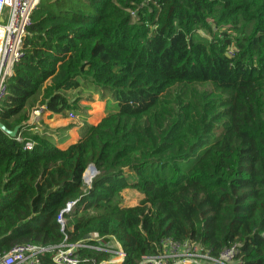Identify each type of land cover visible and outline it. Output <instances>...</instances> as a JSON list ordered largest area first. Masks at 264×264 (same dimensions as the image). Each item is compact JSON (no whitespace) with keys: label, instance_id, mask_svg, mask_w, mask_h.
<instances>
[{"label":"trees","instance_id":"trees-1","mask_svg":"<svg viewBox=\"0 0 264 264\" xmlns=\"http://www.w3.org/2000/svg\"><path fill=\"white\" fill-rule=\"evenodd\" d=\"M86 82L115 108L77 141L60 148L70 127L22 124L37 101L77 110L66 93ZM7 87L0 123L20 127L0 129V254L96 235L137 264L172 237L264 264V0H39ZM128 187L135 206L122 204Z\"/></svg>","mask_w":264,"mask_h":264},{"label":"built area","instance_id":"built-area-1","mask_svg":"<svg viewBox=\"0 0 264 264\" xmlns=\"http://www.w3.org/2000/svg\"><path fill=\"white\" fill-rule=\"evenodd\" d=\"M38 2L39 0H0V105L8 93V79L13 75L14 66L23 55L24 38ZM129 12L135 17L134 10ZM46 111L45 105H37L24 125L33 132L38 128ZM17 139L22 140L20 135ZM32 146V141L24 143V149L30 150ZM74 203L75 201L68 202L57 215L56 221L63 234L66 222L64 212H68ZM92 238L100 240L99 244L88 241L71 243L67 240L66 234L60 242L52 244L31 242L15 244L8 251L0 254V264L123 263L125 252L120 243L111 244L110 238L99 239L96 235ZM82 248L102 252L110 257L103 260H97L94 257L85 258L78 254V250ZM237 252V247L231 245L223 248L217 255H213L208 248L190 239L178 240L165 237L159 240L153 253L142 255L137 264H240V260L236 257ZM45 258L49 262H46Z\"/></svg>","mask_w":264,"mask_h":264},{"label":"rangeland","instance_id":"rangeland-1","mask_svg":"<svg viewBox=\"0 0 264 264\" xmlns=\"http://www.w3.org/2000/svg\"><path fill=\"white\" fill-rule=\"evenodd\" d=\"M199 34L201 36H204L207 38L209 37L208 33L203 29L199 31ZM85 84L86 85H82L78 89H75V90H72V91H69L66 93L67 96L70 97V99H74V98L80 99L79 103H78V109L77 110L67 112L65 118L53 117L54 114H52L51 112L45 113L43 116V119L39 123L38 128H36L33 132H35V133L41 132L45 128H47L48 130H55L59 127H70V129L68 130L69 131L68 134H71L70 140H72L74 138V136H77V133L79 135L80 125H83L86 123L97 124L101 120V118H103L107 114L111 113L112 110H114L115 103H114L113 99L111 98V96L107 92L95 91L91 85L87 84V82ZM201 89H204V87H202ZM37 105H39V101L33 103L32 105H30L28 107V109L26 111L28 117H29L31 111ZM70 114H73L74 116H71ZM58 115H60V114H58ZM24 123H22V124H24ZM64 124H67V126H65ZM19 127L20 126H15L17 131H18ZM56 135H57V133H55L54 137L52 135L53 139L57 138V137H55ZM72 136H73V138H72ZM91 168H94L93 164H89L83 173V177H82L83 182H84V185L86 184V186H83V188H82L83 191L87 190V188L91 184V181L93 180L94 176L97 174L96 172H94L92 175H90V177L86 178L85 172ZM121 193H122V197H123V203L122 204L125 207L137 205L140 198H141V192L139 190H137L136 188H129L128 187V188L124 189ZM115 242H117L115 239L110 240L111 244H115Z\"/></svg>","mask_w":264,"mask_h":264},{"label":"crops","instance_id":"crops-1","mask_svg":"<svg viewBox=\"0 0 264 264\" xmlns=\"http://www.w3.org/2000/svg\"><path fill=\"white\" fill-rule=\"evenodd\" d=\"M50 111H46V113H49ZM52 113V112H51ZM53 114V113H52ZM53 117H62V116H60V115H58V114H54V116ZM63 118H65V117H63ZM65 126H67V124H64ZM81 126V125H80ZM59 128H63V127H59ZM59 128H57V129H59ZM67 130H69V129H67ZM76 132V131H75ZM69 133V131H65V135H66V139L62 142V143H60V145H59V147L60 148H64V147H66V146H68L70 143H73V142H75V141H77L78 140V138H79V135H78V133H77V136H74V138H73V136H72V140H70L71 139V134H68ZM72 133V132H71ZM58 134V133H57ZM55 135V134H54ZM54 135H53V137H54ZM73 135V134H72ZM55 137H58V135H56ZM91 251H93V250H91ZM94 252H97V251H94ZM98 253H102V252H98ZM110 256L109 255H106V258H103V259H107V258H109Z\"/></svg>","mask_w":264,"mask_h":264},{"label":"water","instance_id":"water-1","mask_svg":"<svg viewBox=\"0 0 264 264\" xmlns=\"http://www.w3.org/2000/svg\"><path fill=\"white\" fill-rule=\"evenodd\" d=\"M0 129L2 131H4L5 133H7L9 136H15L16 133H17V129L16 128H14L13 130H9L2 123H0ZM94 170L97 171L96 168H95V166H94Z\"/></svg>","mask_w":264,"mask_h":264},{"label":"bare ground","instance_id":"bare-ground-1","mask_svg":"<svg viewBox=\"0 0 264 264\" xmlns=\"http://www.w3.org/2000/svg\"><path fill=\"white\" fill-rule=\"evenodd\" d=\"M88 172V173H87ZM86 172V174H85V177L87 178V177H90V175H92L94 172H95V170H94V168H91V169H89L88 171Z\"/></svg>","mask_w":264,"mask_h":264}]
</instances>
